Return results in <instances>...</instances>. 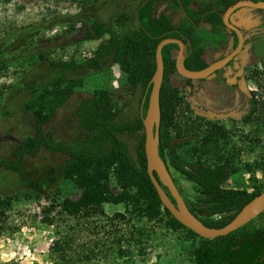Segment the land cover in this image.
Returning <instances> with one entry per match:
<instances>
[{
    "label": "rangeland",
    "instance_id": "1",
    "mask_svg": "<svg viewBox=\"0 0 264 264\" xmlns=\"http://www.w3.org/2000/svg\"><path fill=\"white\" fill-rule=\"evenodd\" d=\"M139 0H0V160L14 161V145L34 134L32 118L25 106L30 90L47 82L55 72L46 56L53 61H81L102 41L80 40L91 28V14L106 21L113 18L118 31L136 27L134 10ZM161 9V8H159ZM126 13L122 19L121 14ZM116 19V23H115ZM250 67V66H249ZM254 69V68H253ZM81 78L80 86L61 105L53 120L45 126L56 140L71 141L79 123L75 107L82 97L100 89H110L119 118L137 114L142 86L129 89L125 76L104 58L100 70L83 68L66 73ZM248 91L264 104V73L249 72ZM171 82L179 86L176 108V134L179 128L181 152L193 160L191 148L214 125L226 129V138L215 149L209 142L206 158L214 160V150L224 156L234 153L233 162L239 170L226 186L264 191V174L259 169L247 171L264 152V115L258 112L250 120L240 119L248 106L247 95L232 89L209 86L194 81L186 86L178 73ZM181 86V87H180ZM231 98V99H230ZM130 147L134 139L127 138ZM188 140V142H187ZM63 159L59 153L41 150L35 157H24L22 170L0 164V196L12 197L11 206L0 220V264H193L190 254L195 240L185 230H171L162 221L148 220L124 211L123 204H103V213L95 216H67L58 207L48 213L53 223L44 221V211L64 197L77 198L80 191L71 181L56 183L51 174ZM170 171L184 200L196 196L193 183L170 166ZM48 190L47 196H27L21 188ZM118 212L124 217L116 216ZM263 224L262 216L253 219L250 228ZM64 243L62 261L51 251L55 241Z\"/></svg>",
    "mask_w": 264,
    "mask_h": 264
},
{
    "label": "trees",
    "instance_id": "2",
    "mask_svg": "<svg viewBox=\"0 0 264 264\" xmlns=\"http://www.w3.org/2000/svg\"><path fill=\"white\" fill-rule=\"evenodd\" d=\"M143 1L139 0L136 4V27L130 31H118L113 26L112 17L102 21L97 14L92 13L91 28L82 33L79 39L100 40L105 34L108 39L102 40L83 60L53 61L44 55L40 56L49 61L55 74L47 82L32 87L25 101V106L31 114L34 134L25 136L14 145V161L0 160V164L22 170L23 158L35 157L43 149L63 155V159L54 167L51 178L56 183L71 181L80 193L77 198L66 196L47 208L44 211V221L48 224L53 223V218H49L48 213L55 207H58L59 214L87 217L102 214V206L105 203L123 204L124 211L131 215L160 220L174 231L185 230L188 237L195 240L190 251L193 264H264V212L258 215L263 218L262 226L250 228L253 221L251 220L226 235L212 239L204 238L173 217L163 206L149 178L142 118L151 90L150 80L156 68L155 50L162 38L174 37L177 34L171 17L157 12L160 2L165 0H146L145 3ZM180 1L185 11L190 14L188 1ZM175 4L179 5L176 1ZM135 11L138 12L139 22ZM120 17L124 19L126 13ZM217 17L220 20L218 15ZM188 29L191 30V25L183 28L190 34ZM191 39L193 50L183 64L189 70H198L206 66L200 57L203 45L195 35H192ZM174 48L176 44L169 43L161 50L163 80L159 96V155L166 166L173 167L193 183L196 196L191 201L185 200L191 212L205 225L219 228L228 224L241 208L262 190L250 191L245 187L226 186V182L239 170L232 161L234 153L224 156L213 149L214 160L206 158L211 148L209 142L217 149L220 142L225 140L226 129L223 126L210 127L208 132L198 139V144L194 143L191 148L192 154L195 155L193 160L187 159L189 152H181L182 142L176 140L180 136L179 128L176 134L173 133L177 127L176 108L180 93L171 83V76L176 73L175 58L172 54ZM109 55L124 74L129 89L137 85L142 86L137 114L129 118H119L111 90L100 89L91 96L82 97L77 103L74 110L79 123L76 137L68 143L56 140L53 132L45 126L53 120L57 109L70 97L74 88L82 83L81 78H70L66 73L83 68L100 70L104 58ZM259 111L264 115V104L258 102L253 95L243 119L250 120ZM129 137L134 139L132 147L127 140ZM252 169H259L264 174L263 151L258 154L253 165L247 163L246 170ZM21 189L27 196L41 197L47 196L48 193V190L35 191L23 187ZM164 189L169 194L166 187ZM11 201L12 197L9 195L0 196V220L11 206ZM116 216L124 217V214L118 212ZM63 244L62 241L56 240L51 248L62 261L65 259Z\"/></svg>",
    "mask_w": 264,
    "mask_h": 264
},
{
    "label": "water",
    "instance_id": "3",
    "mask_svg": "<svg viewBox=\"0 0 264 264\" xmlns=\"http://www.w3.org/2000/svg\"><path fill=\"white\" fill-rule=\"evenodd\" d=\"M145 1L146 0H144L143 3H145ZM244 6L264 9V0H234L223 11L218 12L223 25L234 31L237 35L238 43L230 54L220 60L209 63L204 68L189 70L184 66L183 61L189 55L188 49L190 52L192 50L189 38L184 35L181 34L180 37H165L157 43L155 50L156 68L150 80L151 90L149 92L146 112L142 118L145 133L144 148L147 161V173L163 206L185 227L191 229L199 236L209 239L233 232L264 212V191L257 194L246 203L228 224L219 228L205 225L191 212L173 179L170 167L166 166L158 150L160 125L159 96L163 80V58L161 50L166 44H177L179 51L175 57V66L176 72L179 75L187 79H201L208 76L227 63L241 49L243 43L242 34L238 27L231 23L230 15L235 9ZM135 16L137 22H139L137 11H135ZM164 187H166L169 194ZM170 197H172L173 200Z\"/></svg>",
    "mask_w": 264,
    "mask_h": 264
},
{
    "label": "flooded vegetation",
    "instance_id": "4",
    "mask_svg": "<svg viewBox=\"0 0 264 264\" xmlns=\"http://www.w3.org/2000/svg\"><path fill=\"white\" fill-rule=\"evenodd\" d=\"M166 1L167 0L160 2L159 6L161 10L159 9V12H163L165 15L170 16L172 20L176 21V23L172 21L173 24L176 26L174 31L177 36L174 37H180V35L182 34L185 37L189 38L192 50V35H195L196 37H198L199 40L204 41L203 43H201L203 45V51L200 57L203 60L202 55L205 53V55L209 56L208 62H205L203 60L206 63V66L209 63L224 58L225 56L230 54L237 46V35L234 33V31L230 30L228 27L223 25L221 17L218 14V12L223 11L234 0H217L218 3L220 2L224 5L221 9L213 8V6H207V8H203L200 6L197 10H193L189 6L190 2H188L187 7L190 10V14L185 11L183 4L180 0H171V2H169L170 4L166 3ZM175 1L176 3H179L178 6L177 4H175ZM172 5L173 9L170 8ZM239 9L244 10L242 14L238 17V22L240 23V25L234 23L231 20V15ZM166 11H170L171 14L168 15ZM198 14H200L199 18H197ZM203 14H206L209 18L207 21L209 23V29H207L206 34L198 33L199 29L201 28L200 23H203ZM217 15L220 17V20H218ZM231 15V23L238 27L243 38L242 47L239 52H237L222 67L216 69L214 72L210 73L204 78L187 79L181 75L180 76L183 77L186 86H189V84L194 81H212V83H209V86L232 89L235 93L233 94V96L231 95V98L236 97L238 93H243L247 95V101L249 106V100L253 96V93L248 91L249 72L253 73V71L257 72L258 70H260L264 73V9L244 6L235 9L231 13ZM189 25H191V30L188 29V31H190V34L187 31L183 30V28L186 29V27H188ZM178 26H181L183 28H178ZM226 32L229 33V38L226 37ZM188 34L191 36H189ZM192 50L190 52L188 49L189 55L192 53ZM178 51V46L176 44V48L172 50L174 58L176 57ZM188 56L185 59H187ZM176 87L178 88V90H180L179 86ZM248 106L245 112L241 114L240 119H243V116L246 113Z\"/></svg>",
    "mask_w": 264,
    "mask_h": 264
},
{
    "label": "crops",
    "instance_id": "5",
    "mask_svg": "<svg viewBox=\"0 0 264 264\" xmlns=\"http://www.w3.org/2000/svg\"><path fill=\"white\" fill-rule=\"evenodd\" d=\"M188 2H190V8L193 9V10H197L198 7H203V8H207V6H213V8H216V9H221L224 5L222 3H218L217 0H187ZM171 2V0H167L166 3H169ZM170 4V3H169ZM159 8L160 6H158V11L159 12ZM171 9H173V5L170 7ZM161 10V9H160ZM244 10L243 9H239L238 11H236L234 14L231 15V20L234 22V23H237L240 25V23L238 22V17L239 15L242 14ZM166 13L168 15L171 14L170 11H166ZM199 15L198 14V17L199 18ZM202 17H204L202 20L203 23H200L201 25V28L199 29V32L198 33H203V34H206L207 33V29H209V23L207 22L208 21V16L206 14H203ZM174 23H176L175 20H172ZM226 37L229 38V33L226 32ZM200 43H203L204 41H201L199 40ZM208 48V47H207ZM206 54V53H205ZM203 54L202 55V58L205 62H208L209 61V56Z\"/></svg>",
    "mask_w": 264,
    "mask_h": 264
}]
</instances>
